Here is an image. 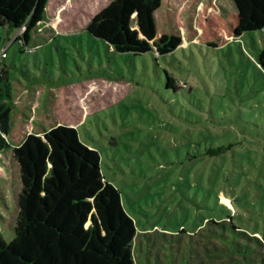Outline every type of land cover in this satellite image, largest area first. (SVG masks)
<instances>
[{
	"label": "rangeland",
	"instance_id": "374dc122",
	"mask_svg": "<svg viewBox=\"0 0 264 264\" xmlns=\"http://www.w3.org/2000/svg\"><path fill=\"white\" fill-rule=\"evenodd\" d=\"M109 1L48 0L44 22L31 34L38 45L32 52L13 40L16 30L6 35L0 26V52L11 41L0 62L23 80L59 86L53 113L98 151L104 178L135 221V264H247L237 253H208L211 225V241L227 245L220 226L206 221L231 216L235 230L263 237L264 73L255 59L264 31L218 48L185 42L162 56L121 53L85 30ZM203 4L234 11L231 0ZM167 72L181 85L176 90L166 87ZM218 145L221 154L202 153ZM14 176L8 155L0 154L6 238Z\"/></svg>",
	"mask_w": 264,
	"mask_h": 264
},
{
	"label": "trees",
	"instance_id": "16d2710c",
	"mask_svg": "<svg viewBox=\"0 0 264 264\" xmlns=\"http://www.w3.org/2000/svg\"><path fill=\"white\" fill-rule=\"evenodd\" d=\"M231 1L234 11L219 13L199 7L201 0H110L85 30L113 51L154 56L173 53L185 42L218 48L244 32L264 31V0ZM47 3L0 0V26L6 35L22 28L13 38L20 49L33 46L31 34L43 24ZM255 60L264 73V45ZM180 86L167 72L166 87ZM58 91L44 80H23L0 62V154L8 155L17 187L9 238L0 233V264H135L133 243L141 242L135 221L119 189L104 178L98 151L53 113ZM224 150L207 146L202 153ZM230 218L206 221L220 226L227 245L211 241L216 234L211 225L208 253H237L247 264H264V233L258 239L235 230Z\"/></svg>",
	"mask_w": 264,
	"mask_h": 264
},
{
	"label": "built area",
	"instance_id": "2783aa9c",
	"mask_svg": "<svg viewBox=\"0 0 264 264\" xmlns=\"http://www.w3.org/2000/svg\"><path fill=\"white\" fill-rule=\"evenodd\" d=\"M21 32H22V28L18 29L15 35L20 34ZM14 37H15V36H14ZM10 42H11V41H10ZM10 42H9V43H10ZM9 43H8V44H9ZM8 44H7L6 46H4V47L1 49V52H0V59L6 57V49H7ZM36 47H37V46H29V47H27V51H28V52H32V51L35 50Z\"/></svg>",
	"mask_w": 264,
	"mask_h": 264
},
{
	"label": "crops",
	"instance_id": "0c3cea01",
	"mask_svg": "<svg viewBox=\"0 0 264 264\" xmlns=\"http://www.w3.org/2000/svg\"><path fill=\"white\" fill-rule=\"evenodd\" d=\"M53 36H55V35H53Z\"/></svg>",
	"mask_w": 264,
	"mask_h": 264
}]
</instances>
